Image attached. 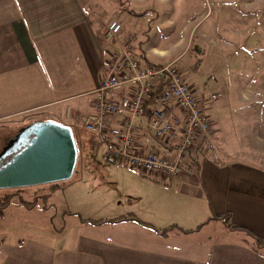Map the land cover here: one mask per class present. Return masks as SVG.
<instances>
[{
	"label": "crops",
	"instance_id": "0c3cea01",
	"mask_svg": "<svg viewBox=\"0 0 264 264\" xmlns=\"http://www.w3.org/2000/svg\"><path fill=\"white\" fill-rule=\"evenodd\" d=\"M91 1L0 0V128L5 129L2 123L23 110L42 113L13 129L2 146L20 127L35 120L70 126L60 115L61 107L72 106L82 115L93 111L92 91L104 74L106 50L112 45H104L100 22L87 13ZM106 1L96 0L95 7ZM155 52L151 54L161 55ZM218 127L213 125L214 130ZM138 134L147 150L168 152L146 130ZM214 136L224 148L223 152L217 144L221 156L227 154L223 163L204 154L173 180L144 176L116 163L126 178V203L115 207L102 197L95 216L67 209L62 214L77 217V226L73 235L62 239L65 224L56 228L49 224L46 237L59 236L57 246L42 234L1 239L0 264H264V247L254 249L242 230L225 226L228 220L264 241V168L235 159V146L225 143L217 131ZM39 201L41 213L48 214L47 200L42 198L31 208L22 207L33 211ZM129 214L157 229L175 225L192 231L161 235L133 220L93 225L80 219L109 220ZM217 216L227 218L224 222L213 219Z\"/></svg>",
	"mask_w": 264,
	"mask_h": 264
},
{
	"label": "rangeland",
	"instance_id": "374dc122",
	"mask_svg": "<svg viewBox=\"0 0 264 264\" xmlns=\"http://www.w3.org/2000/svg\"><path fill=\"white\" fill-rule=\"evenodd\" d=\"M97 4L92 0L87 13L100 22L102 33L109 22H119L118 45L138 56L147 54L154 62H172L188 83L214 92L216 99L206 107L208 117L215 120L213 125L219 126L214 133H221L225 143L235 146V159L264 168V0H107L102 6ZM152 52L161 55L155 57ZM59 109L70 122L77 147L74 173L60 181L61 187L55 182L22 188L21 196L29 202L50 192L46 199L50 210L41 213V201L33 210L36 213L12 203L0 216V241L42 234L57 246L59 236L46 237L49 224L55 228L65 224L62 239L73 235L77 226V217L62 214L67 209L95 216L102 197L115 207L126 203V178L121 167L105 157L107 143L85 130L88 114L72 106ZM41 115L23 110L2 123L0 148L8 134ZM6 192L14 189H0V195Z\"/></svg>",
	"mask_w": 264,
	"mask_h": 264
},
{
	"label": "built area",
	"instance_id": "2783aa9c",
	"mask_svg": "<svg viewBox=\"0 0 264 264\" xmlns=\"http://www.w3.org/2000/svg\"><path fill=\"white\" fill-rule=\"evenodd\" d=\"M121 25L111 21L102 33L106 50L104 74L92 91L93 111L85 130L105 141V157L144 176L173 180L184 173L187 153L199 143L205 155L223 163L206 107L217 95L188 83L172 62L143 61L125 45H118ZM146 130L167 153L147 150L139 142Z\"/></svg>",
	"mask_w": 264,
	"mask_h": 264
},
{
	"label": "water",
	"instance_id": "95a60500",
	"mask_svg": "<svg viewBox=\"0 0 264 264\" xmlns=\"http://www.w3.org/2000/svg\"><path fill=\"white\" fill-rule=\"evenodd\" d=\"M77 147L70 126L35 120L22 127L0 150V189H18L68 180Z\"/></svg>",
	"mask_w": 264,
	"mask_h": 264
},
{
	"label": "trees",
	"instance_id": "16d2710c",
	"mask_svg": "<svg viewBox=\"0 0 264 264\" xmlns=\"http://www.w3.org/2000/svg\"><path fill=\"white\" fill-rule=\"evenodd\" d=\"M139 57L143 61L149 62L143 54H140ZM203 155H204V152H203L202 148H200L199 143H198L187 153V158H188L189 163L190 162L197 163L199 158H201ZM21 189L22 188L14 189V192H6V193H3L2 195H0V216L2 215L3 210L6 207L10 206L12 203H19L20 205H22V206H24L26 208H31V207H33L35 205L36 200H32V201L29 202V201H26V200H24L22 198V196H21L22 194L20 192ZM48 197H50V192L48 194H45V195L41 196L40 198H42L43 201H46V199ZM226 218H227V216H217V217H214L213 219H215V220H220L221 219L224 222V220ZM80 219L82 221H86V222H88L90 224H93V225H98V224H101V223H104V222H108V221L115 222V221H118V220H133V221L137 222L140 225H143L145 227H148V228H151L153 230L158 231V233H160L161 235H167L170 232L188 233V232L192 231V230L181 229L180 227H177L175 225H170V226H167V227H165L163 229H157L153 225L140 220L139 218H137L135 215H132V214H129L127 216H119L117 218H113V219H109V220L83 219V218H80ZM225 226L228 227V228H231V229H240V230H242L246 236L251 238L252 246H253L254 249L257 250L259 248L264 247V241L262 239H260L258 236H256L253 233H251L250 231H248L246 229H243V228L235 227V226L231 225L228 222V220L225 221ZM196 229H198V228H195L193 231H196Z\"/></svg>",
	"mask_w": 264,
	"mask_h": 264
},
{
	"label": "flooded vegetation",
	"instance_id": "af4514ba",
	"mask_svg": "<svg viewBox=\"0 0 264 264\" xmlns=\"http://www.w3.org/2000/svg\"><path fill=\"white\" fill-rule=\"evenodd\" d=\"M41 197V196H40Z\"/></svg>",
	"mask_w": 264,
	"mask_h": 264
}]
</instances>
